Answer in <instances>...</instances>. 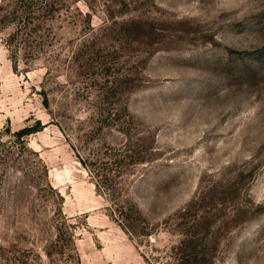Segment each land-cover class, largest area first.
Segmentation results:
<instances>
[{
    "label": "rangeland",
    "instance_id": "374dc122",
    "mask_svg": "<svg viewBox=\"0 0 264 264\" xmlns=\"http://www.w3.org/2000/svg\"><path fill=\"white\" fill-rule=\"evenodd\" d=\"M0 264H264V0H0Z\"/></svg>",
    "mask_w": 264,
    "mask_h": 264
}]
</instances>
